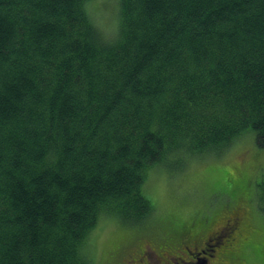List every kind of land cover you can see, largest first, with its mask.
<instances>
[{
	"label": "trees",
	"instance_id": "16d2710c",
	"mask_svg": "<svg viewBox=\"0 0 264 264\" xmlns=\"http://www.w3.org/2000/svg\"><path fill=\"white\" fill-rule=\"evenodd\" d=\"M89 1L0 0V264H88L101 217L162 232L150 169L264 149V0H119L111 40Z\"/></svg>",
	"mask_w": 264,
	"mask_h": 264
},
{
	"label": "rangeland",
	"instance_id": "374dc122",
	"mask_svg": "<svg viewBox=\"0 0 264 264\" xmlns=\"http://www.w3.org/2000/svg\"><path fill=\"white\" fill-rule=\"evenodd\" d=\"M85 8L104 38L117 35L119 0H90ZM184 165L181 171L171 166L148 171L144 190L155 208V221L168 234L189 225L205 238L238 211L242 226L216 245L209 264H264V196L258 186L264 176V149L255 145L253 134L245 133L221 155L202 153L186 159ZM120 221L113 216L100 218L83 249L88 264H121L123 249L134 246L143 226ZM147 242L159 253L179 256L180 245H162L159 250Z\"/></svg>",
	"mask_w": 264,
	"mask_h": 264
},
{
	"label": "flooded vegetation",
	"instance_id": "af4514ba",
	"mask_svg": "<svg viewBox=\"0 0 264 264\" xmlns=\"http://www.w3.org/2000/svg\"><path fill=\"white\" fill-rule=\"evenodd\" d=\"M233 216L226 218L223 225L205 238L200 236L197 232L190 229L187 237L175 240V238L168 239V231L159 229L147 234L138 235L136 242H132L133 247L124 248L122 256L120 258L121 264H209L210 260L214 257L215 242L219 238V235L228 231L231 233L238 231L242 226L243 219L239 216L240 213L237 211L232 214ZM236 215V216H234ZM202 229L200 232H206ZM238 232L237 235H239ZM142 238H144L142 240ZM204 238V239H203ZM159 246V250L162 245L176 246L180 245L181 249L177 250L179 256L172 258L165 255V252L156 251L151 244ZM230 246V245H228Z\"/></svg>",
	"mask_w": 264,
	"mask_h": 264
},
{
	"label": "bare ground",
	"instance_id": "6f19581e",
	"mask_svg": "<svg viewBox=\"0 0 264 264\" xmlns=\"http://www.w3.org/2000/svg\"><path fill=\"white\" fill-rule=\"evenodd\" d=\"M87 263V262H86Z\"/></svg>",
	"mask_w": 264,
	"mask_h": 264
}]
</instances>
